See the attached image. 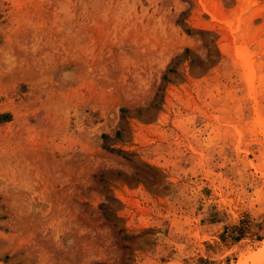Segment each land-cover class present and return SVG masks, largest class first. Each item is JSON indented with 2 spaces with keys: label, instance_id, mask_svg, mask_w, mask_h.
Wrapping results in <instances>:
<instances>
[{
  "label": "rangeland",
  "instance_id": "obj_1",
  "mask_svg": "<svg viewBox=\"0 0 264 264\" xmlns=\"http://www.w3.org/2000/svg\"><path fill=\"white\" fill-rule=\"evenodd\" d=\"M264 264V0H0V264Z\"/></svg>",
  "mask_w": 264,
  "mask_h": 264
},
{
  "label": "bare ground",
  "instance_id": "obj_2",
  "mask_svg": "<svg viewBox=\"0 0 264 264\" xmlns=\"http://www.w3.org/2000/svg\"><path fill=\"white\" fill-rule=\"evenodd\" d=\"M240 264V263H239Z\"/></svg>",
  "mask_w": 264,
  "mask_h": 264
}]
</instances>
